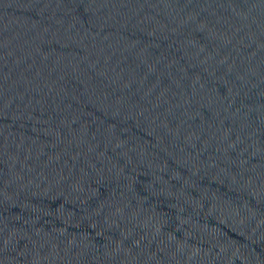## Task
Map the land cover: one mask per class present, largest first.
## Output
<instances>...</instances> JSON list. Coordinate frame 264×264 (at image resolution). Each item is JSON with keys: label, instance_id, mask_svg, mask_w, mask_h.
Listing matches in <instances>:
<instances>
[{"label": "water", "instance_id": "95a60500", "mask_svg": "<svg viewBox=\"0 0 264 264\" xmlns=\"http://www.w3.org/2000/svg\"><path fill=\"white\" fill-rule=\"evenodd\" d=\"M0 264H264V0H0Z\"/></svg>", "mask_w": 264, "mask_h": 264}]
</instances>
